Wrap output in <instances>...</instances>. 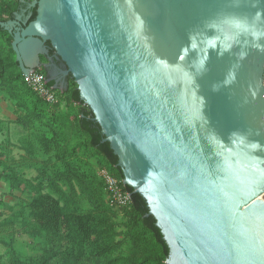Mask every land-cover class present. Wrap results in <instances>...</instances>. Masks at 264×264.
Masks as SVG:
<instances>
[{
	"label": "water",
	"instance_id": "water-1",
	"mask_svg": "<svg viewBox=\"0 0 264 264\" xmlns=\"http://www.w3.org/2000/svg\"><path fill=\"white\" fill-rule=\"evenodd\" d=\"M30 6L11 41L21 74L48 42L154 218L165 264H264V0Z\"/></svg>",
	"mask_w": 264,
	"mask_h": 264
},
{
	"label": "rangeland",
	"instance_id": "rangeland-1",
	"mask_svg": "<svg viewBox=\"0 0 264 264\" xmlns=\"http://www.w3.org/2000/svg\"><path fill=\"white\" fill-rule=\"evenodd\" d=\"M11 41L7 44L11 45ZM74 85L77 87L75 82ZM54 93L55 103L49 104L41 99L48 104L46 109L39 99L19 92L23 103L19 106L6 92L5 83L0 81V263L8 264L12 253L23 262L39 259L45 249L52 250L49 264L72 261L70 243L62 224L67 217L77 216L85 218L90 226L100 210L102 220L115 226L113 257H128L131 243L125 232L137 221L124 206L111 205L101 175L102 170L108 169L98 163V157L85 149L72 154L76 144L84 142L76 127L80 106L70 104L68 95L57 90ZM81 108L88 107L83 105ZM41 137L52 143L48 154L41 146ZM67 162H73L81 174L93 173L98 177L104 189L103 208L100 209L97 195H93V199L91 189L78 184H74L77 210L63 207L48 184L56 181L54 172L63 169ZM56 183L66 194L69 193L67 185ZM35 223L37 227L49 224L53 228L56 235L49 244L44 243ZM93 237L91 235L88 241ZM88 250L78 264H102L99 259L91 257Z\"/></svg>",
	"mask_w": 264,
	"mask_h": 264
},
{
	"label": "trees",
	"instance_id": "trees-1",
	"mask_svg": "<svg viewBox=\"0 0 264 264\" xmlns=\"http://www.w3.org/2000/svg\"><path fill=\"white\" fill-rule=\"evenodd\" d=\"M16 2L17 0L0 1V23H5L6 19L11 16ZM9 40H11V37L8 32L0 27V81L5 83L6 92L19 106L23 105L21 102L22 96L19 95V92L30 97H35L41 102L42 100L37 94L24 83L23 75L15 60L11 45L7 44ZM47 86L51 87V84L48 83ZM61 94L68 95L70 104L80 106L76 118V127L78 133L84 138V142H78L72 150V154L76 153L79 149H85L87 152L94 153L98 157V163L105 166L109 173L117 180L120 188L130 195L129 205L124 208L130 212L134 221H137V224L133 228L127 229L125 232V236L130 239L131 255L128 257H113V243L116 235L113 228L115 226L112 223L103 221L101 217L102 210L100 209L105 205L102 183L93 173H89L88 175L81 174L73 162L65 163L63 169H58L54 172L53 175L56 181L48 184V187L57 194L58 199L63 203V207L69 210H77L78 208V204L74 200L76 194L74 184L91 189L93 199L97 195L96 198H98V204L100 205V209H98L100 211L96 213L94 221L91 222L90 226H88L85 218H79L77 216L67 217L62 224L70 243L69 256L70 260H72L65 264H78V261L82 259L87 249H89V255L99 259L102 264H165L169 250L159 229L155 226V220L152 216H147L148 209L141 196L134 193L128 186L123 185V174L117 166L118 159L113 154L109 144L103 142L100 128L93 121L91 111L89 108H81L84 104L79 98L76 87L72 88L70 92ZM43 104L44 108L47 109L48 104L45 102ZM40 143L48 154L51 150L52 143L46 137H41ZM56 182H62L67 185L69 193L66 194ZM93 192H96V194ZM91 202L95 204L93 200ZM35 226L42 234L45 244H49L52 236L56 235L49 224L37 227L38 224L35 223ZM91 235H94V237L89 242L88 239ZM51 254L52 250L45 249L39 259H30L23 262L12 253L8 264H49Z\"/></svg>",
	"mask_w": 264,
	"mask_h": 264
},
{
	"label": "flooded vegetation",
	"instance_id": "flooded-vegetation-1",
	"mask_svg": "<svg viewBox=\"0 0 264 264\" xmlns=\"http://www.w3.org/2000/svg\"><path fill=\"white\" fill-rule=\"evenodd\" d=\"M33 0H17L11 16L6 19V22H14L16 25L9 36L13 39V34L16 30H20L24 23H29L35 18L36 9L30 5ZM47 53L39 55L40 71L44 74L45 80H49L51 87L55 90L70 92L74 88V80L70 73L67 72L66 65L57 58L55 51L51 48L48 42L45 43Z\"/></svg>",
	"mask_w": 264,
	"mask_h": 264
},
{
	"label": "built area",
	"instance_id": "built-area-1",
	"mask_svg": "<svg viewBox=\"0 0 264 264\" xmlns=\"http://www.w3.org/2000/svg\"><path fill=\"white\" fill-rule=\"evenodd\" d=\"M24 83L43 101L52 104L56 102L55 89L48 87L44 77V74L40 69H35L28 74L23 76ZM263 86H264V70H263ZM108 171L102 170L101 175L104 179L105 189L108 194V199L111 201V205L115 204L118 206H128L130 202V195L124 192L119 183L115 178H112Z\"/></svg>",
	"mask_w": 264,
	"mask_h": 264
}]
</instances>
